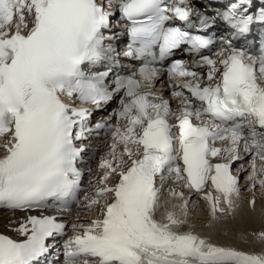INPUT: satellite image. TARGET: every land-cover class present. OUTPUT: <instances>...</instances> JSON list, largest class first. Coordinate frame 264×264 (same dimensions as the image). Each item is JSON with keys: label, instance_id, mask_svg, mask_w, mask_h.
Listing matches in <instances>:
<instances>
[{"label": "snow or ice", "instance_id": "6c2138e0", "mask_svg": "<svg viewBox=\"0 0 264 264\" xmlns=\"http://www.w3.org/2000/svg\"><path fill=\"white\" fill-rule=\"evenodd\" d=\"M117 11L141 65L126 74L105 35ZM254 24L253 0L215 16L194 0H0V208L27 213L7 225L21 238L0 234V264H40L58 237L63 264H264L192 222L264 192V45L234 42Z\"/></svg>", "mask_w": 264, "mask_h": 264}, {"label": "bare ground", "instance_id": "6f19581e", "mask_svg": "<svg viewBox=\"0 0 264 264\" xmlns=\"http://www.w3.org/2000/svg\"><path fill=\"white\" fill-rule=\"evenodd\" d=\"M197 6L199 4L195 2ZM103 143L99 144V156L107 149L103 147ZM98 145V144H97ZM2 154V153H0ZM257 204L255 210L249 205L248 201L252 197L251 192H243L240 206L232 217L226 218L223 222L214 224L213 227H207L209 223H213L208 215L206 204H201L194 214L193 223L195 224V231L199 234L211 238L213 242L218 244L235 247L239 250L260 253L264 251V241L259 240L258 234L264 231V192L257 191L255 193ZM75 211L73 215H75ZM27 214L12 213L9 211L0 214V231L11 233L15 236L17 234L11 231L7 225L10 222L22 220ZM82 219L88 218L81 213Z\"/></svg>", "mask_w": 264, "mask_h": 264}]
</instances>
